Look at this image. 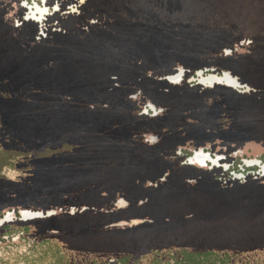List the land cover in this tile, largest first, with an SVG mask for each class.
Masks as SVG:
<instances>
[{"label": "rangeland", "instance_id": "rangeland-1", "mask_svg": "<svg viewBox=\"0 0 264 264\" xmlns=\"http://www.w3.org/2000/svg\"><path fill=\"white\" fill-rule=\"evenodd\" d=\"M208 3L176 17L172 4L170 29L150 36L168 21L151 17L149 2L89 0L76 19L48 18L61 30L37 38L38 30H4L19 29L25 12L21 0H0V218L56 210L46 221L1 224L0 264H264L258 167L240 182L175 153L203 145L230 153L235 172L243 159L264 162V32L244 26L264 18L234 14L239 0ZM181 66L231 70L255 91L161 77ZM147 103L162 110L146 115ZM120 198L128 206L114 215ZM83 207L105 216L66 217ZM131 218L143 221L111 225ZM197 221L217 229L191 235Z\"/></svg>", "mask_w": 264, "mask_h": 264}, {"label": "flooded vegetation", "instance_id": "flooded-vegetation-1", "mask_svg": "<svg viewBox=\"0 0 264 264\" xmlns=\"http://www.w3.org/2000/svg\"><path fill=\"white\" fill-rule=\"evenodd\" d=\"M121 1H124V0H121ZM134 1L136 3L149 2V5H150L151 11H152L151 17L153 19H155L156 16L162 15L163 18H166V20L168 21V23L164 24V26H161V25L158 26V28H159L158 30L163 29L160 31L156 30L157 26H154V25L151 26L152 28L150 31L152 33L148 34L150 36H151V34L154 35L155 32L161 33L162 31H165V30L168 31L170 29V21H171L170 19H171V15H172L171 5L172 4L178 5V11H175V14H173L175 17L178 15H194L196 12H191L193 9L195 11H200V10L208 7L207 4H209L208 3L209 0H134ZM21 2H22V4L19 6V10L20 11L22 10L23 12H25V16H23V18L20 22V24H22L21 27L19 29H16L17 26L10 27L9 24L5 23L3 25L4 30L7 33H10L14 30H17V31L23 32V33L24 32H32V31L34 32V31L38 30L37 38H42V37H46L47 33H53L55 35V34H57L58 30H61V28L58 29L59 27H52V26L48 27V25L46 27V22H47L48 18H51V19H65V18H67V19H71V20L76 19V18H78L77 14L83 10L84 6L88 4L89 0H77V1L68 0L67 3L56 2L53 7H52V0H21ZM239 2H240L239 5H241L240 8L239 7H237L238 9L232 8V11L235 12L234 14L239 13L240 12L239 9H242V10L244 9L245 14H247V16H250L251 19L252 18H259V17L264 18V0H239ZM190 5H192V6H190ZM193 5H195V7H193ZM197 5H198V7H197ZM69 6H70L71 10H68ZM1 12H3V11H1ZM218 13H216V18H217V16H221V13L220 14H218ZM234 17L235 16H233L232 18L228 17V21L230 22ZM253 21H256V20H253ZM233 22L234 21L232 20V23L230 24V28H229L230 31H233L235 28V26L233 25ZM252 24H256V23H252V21H247V23L244 24V26L245 25L248 27L250 26V31L255 30L257 32H259V31L264 32V29H263L264 25L262 27H260V25H252ZM79 31H80V29H79ZM244 37H245V40H247V38L248 39L251 38L250 36H244ZM41 41L45 42L44 40H40L39 44H42ZM48 42H50V41H48ZM231 52H232V49H230L228 47H224V54L226 56H229L227 58V60H229V61H232L235 58L234 55H231V56L229 55ZM74 53H76V52H72V54H74ZM245 58L247 59V58H249V56H247ZM255 65H257V64H255ZM178 68H180V67L175 68V71L172 74L176 73ZM181 68L184 69V74H183L180 82L172 83V82L166 80L165 76H161V77L163 79H165L166 81H168L169 83L175 84V85L180 84V83L182 84V82H184V81L190 86L200 85L199 83H197L198 76L195 75V71L198 69L193 70L191 72L190 69H188L184 66H181ZM211 68H214V67L204 66V67H201L199 69L204 70V72H203L204 75L209 73L208 70H210L211 72H217L218 74H220L221 71H214V70H211ZM200 86L204 87L202 85H200ZM216 86L225 87V88L229 89L232 93L239 94V95H248V94L252 93V91H248V92H244V93L238 92L235 89H232L230 87L220 85V84H214L212 87H204V88L215 90ZM154 107H155L154 108L155 111L158 110V108H159V107H156V105ZM146 109H147V113H145L146 115L152 114V111L150 109H148L147 107H146ZM223 109L228 111V109L225 107V105H224ZM156 115H158V114H156ZM155 138L156 137H154V136H150L149 140H155ZM199 148H202L204 152L209 153L211 161L208 160V157L206 155V157L203 159H196V158L192 157L193 163H189L188 158L192 156L194 150H198ZM234 151H232V153H235ZM175 153L177 154L178 157H180L181 164L191 165V168L196 167V169L199 171H203V169H207V171L208 170L209 171H211V170L215 171L216 169L221 168L223 172H226V173H228V175H230L229 173L232 169V166L230 167V165L234 164L233 158L228 159V156H230V153H228V154H224L222 152L217 153L215 155L220 156V158L218 157V160H216L213 151H211L209 149L207 150L204 145L203 146H197V147L191 149V151L186 155H185L186 152L182 153L181 149H176ZM178 154H181V155H178ZM222 154L224 155V157H221ZM223 164H227L228 168L226 167V169H224ZM234 168L235 167H233V170H234ZM243 168L244 169L242 171L244 174H246L245 171H247L248 169L244 165H243ZM251 168H252V166H251ZM256 176L257 177H263L260 175V173L256 174ZM244 177H246V175ZM233 179H235V178H233ZM241 179H244V178H241ZM237 180H239V179H237ZM126 205L128 206V203L124 199L120 198L118 200V206H120V207H118L117 208L118 210H116L113 214L114 215L121 214L123 212V209L126 207ZM100 216L103 217L105 215L98 214V213L90 214L89 212H86L84 209V211H81L80 214H73L72 216H66V217H68V218L81 217L80 220L74 222V224H77V223H79L85 219L90 220L92 218L93 219L101 218ZM108 216H109V214H108ZM47 218H50V217H46V219L37 218V219H32V220H35L36 222H42V221H46ZM213 227L217 229L216 223L203 225V223H201V221H197L193 225V228H192L193 233L191 235H197L200 237L205 235L206 237H209L212 235ZM187 233H189V232H187V230H184L182 236L183 237L191 236V235H189L190 233L189 234H187ZM117 235H118L117 237L125 238V237L130 236V232L129 231L128 232H120L119 231ZM117 240H120V239H117Z\"/></svg>", "mask_w": 264, "mask_h": 264}, {"label": "water", "instance_id": "water-1", "mask_svg": "<svg viewBox=\"0 0 264 264\" xmlns=\"http://www.w3.org/2000/svg\"><path fill=\"white\" fill-rule=\"evenodd\" d=\"M211 70H214V69L211 68ZM203 72H204V70L198 69V70L195 71V75L198 76L197 83H202V85H206L205 83H203L201 81V75H202ZM212 73L215 74V75H219L217 72H210V73L206 74V76L209 77ZM226 73L229 74L230 76H233L234 77V79H235V81L237 83L236 87L238 88L237 89L238 92H242L243 93L244 91H246V92H248V91H254V89L250 85H248L245 82H241L240 79L238 78V76L231 74L230 71L223 70V71H221L220 74L221 75H225ZM183 74H184V69L180 67V68H178V70H177L176 73H174L173 75L172 74L166 75L165 78H166V80H168L170 82H173L172 76L173 77L179 76V78L176 79L174 82H180L181 79H182ZM213 83L214 82H212V83L209 82L208 84H209V86H212ZM218 83H222V82H218ZM146 106H147V108H149L152 111V114L153 115H156L158 111H161L162 110L161 108H158V110L155 111V109H154L155 108L154 107L155 105L152 104V103H147ZM146 106L144 108V112L145 113H147ZM199 152H201L202 154L204 153L205 155H207L208 160L211 161V158H210L209 153L208 152H204L202 148H199L198 150H194L192 156L188 158L189 163H193L192 157L195 158L196 155H199L200 154ZM218 157L220 158V156L215 155L216 160H218ZM221 157H224V155H221ZM242 163L243 164L240 165L241 171H239V172H235L234 170L230 171V174L233 177H238V178L243 177V178H245L244 177L245 174L242 171L244 169L243 168V165L244 166H253V165H256L258 167L257 173H259V171H261V173H264V162H261V160H259V159H243L242 160ZM226 167L228 168V165L227 164H223V168L226 169ZM116 206L117 207H120V206H118V203H117ZM84 209H85V207L81 208V211L84 210ZM26 210H31L32 213L30 215L23 216V214L21 212V209H19L18 210V216H16L14 214V211L13 210L12 211L11 210L10 211H7L5 213V215L2 218H0V225L3 224L4 222H9V221H12L14 219H20V220L25 221V220H30V219L37 218V217L45 218V217H49V216H52V215H55L56 214V210L55 209H48V210H44V211L43 210H33V209H26ZM73 212H74V210H71V214H73ZM136 219H138V218H131L129 220H118V221L111 222V225H113V226H118V225H121V224L133 225V224H136L137 223V222H134V220H136Z\"/></svg>", "mask_w": 264, "mask_h": 264}, {"label": "bare ground", "instance_id": "bare-ground-1", "mask_svg": "<svg viewBox=\"0 0 264 264\" xmlns=\"http://www.w3.org/2000/svg\"><path fill=\"white\" fill-rule=\"evenodd\" d=\"M172 78H173V82L172 83H176L174 81L176 79H178L179 76H175V77L172 76ZM201 81L206 84V85H202V83H199L200 85H202L204 87H212L214 84H220V85H224V86L230 87V88L235 89V90L238 89L236 87L237 83H236L234 77L233 76H230L227 73L225 75H221V74L215 75V74L212 73L209 77H207L206 75H204L202 73V75H201ZM209 82H211V83L214 82V83H213L212 86H209V84H208ZM218 82H222V83H218ZM244 92H246V91H244ZM199 153H200L199 155H196L195 156L196 159H203V158L206 157L205 154H202L201 152H199ZM253 166H256V165H253ZM245 167H251V166H245ZM259 173H260L261 176H264V173H261V171H259ZM233 178H235V179H241L243 177H241V178L233 177ZM21 212H22L23 216H27V215H30L32 213L31 210H26V209H22ZM37 218H40V217H37ZM37 218H33V219H37ZM30 220H32V219H30ZM141 221H143V219H136V220H134V222H137V223H139Z\"/></svg>", "mask_w": 264, "mask_h": 264}, {"label": "trees", "instance_id": "trees-1", "mask_svg": "<svg viewBox=\"0 0 264 264\" xmlns=\"http://www.w3.org/2000/svg\"><path fill=\"white\" fill-rule=\"evenodd\" d=\"M52 34V33H51ZM51 34H48V35H51ZM184 67H186V66H184ZM186 68H188V69H190V68H192V67H186ZM199 68H201V67H195V68H192L193 70H196V69H199ZM191 71V70H190ZM233 75H236V76H238V78L240 79V81L241 82H245V83H247L248 85H250L253 89H254V91H255V87L254 86H252L250 83H248V82H246V81H244V80H242L241 79V77L239 76V75H237L236 73H234V72H232L231 70H229ZM174 72V71H173ZM172 72V73H173ZM172 73H169V74H172ZM166 75H168V74H166ZM166 75H163V76H166ZM54 127H55V125H54ZM217 170V169H216ZM209 171V170H208ZM221 174H224V172L223 171H221L220 172ZM231 178H232V176L231 175H229ZM239 181L240 182H242V181H244V179H239ZM28 222H35V221H28ZM21 223H23V222H21Z\"/></svg>", "mask_w": 264, "mask_h": 264}, {"label": "built area", "instance_id": "built-area-1", "mask_svg": "<svg viewBox=\"0 0 264 264\" xmlns=\"http://www.w3.org/2000/svg\"><path fill=\"white\" fill-rule=\"evenodd\" d=\"M223 155V154H222ZM232 176V175H231ZM233 177V176H232Z\"/></svg>", "mask_w": 264, "mask_h": 264}]
</instances>
